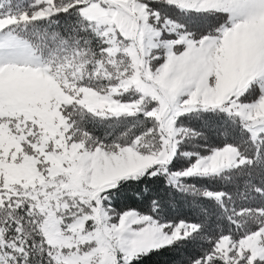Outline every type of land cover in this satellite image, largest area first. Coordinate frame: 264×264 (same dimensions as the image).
Wrapping results in <instances>:
<instances>
[{
	"label": "snow or ice",
	"instance_id": "snow-or-ice-1",
	"mask_svg": "<svg viewBox=\"0 0 264 264\" xmlns=\"http://www.w3.org/2000/svg\"><path fill=\"white\" fill-rule=\"evenodd\" d=\"M0 264H264V0H0Z\"/></svg>",
	"mask_w": 264,
	"mask_h": 264
}]
</instances>
